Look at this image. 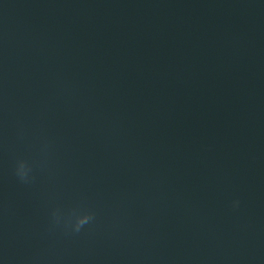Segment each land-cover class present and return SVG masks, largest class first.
<instances>
[{
    "label": "water",
    "instance_id": "95a60500",
    "mask_svg": "<svg viewBox=\"0 0 264 264\" xmlns=\"http://www.w3.org/2000/svg\"><path fill=\"white\" fill-rule=\"evenodd\" d=\"M0 262L264 264V0H0Z\"/></svg>",
    "mask_w": 264,
    "mask_h": 264
},
{
    "label": "clouds",
    "instance_id": "9594fccd",
    "mask_svg": "<svg viewBox=\"0 0 264 264\" xmlns=\"http://www.w3.org/2000/svg\"><path fill=\"white\" fill-rule=\"evenodd\" d=\"M29 171H30V165L28 161L26 160H19L17 162V167H16V174L19 176V178L23 181H27L29 178ZM240 200L235 199L232 201V208L237 209L240 207ZM94 217V213L91 211H87L84 214L78 216L76 220L74 221V230L79 231L82 226H84L86 223L91 221ZM53 219L55 222H59L61 217L58 211L53 212ZM2 264V262H0Z\"/></svg>",
    "mask_w": 264,
    "mask_h": 264
}]
</instances>
